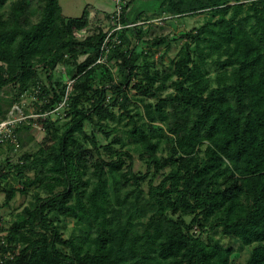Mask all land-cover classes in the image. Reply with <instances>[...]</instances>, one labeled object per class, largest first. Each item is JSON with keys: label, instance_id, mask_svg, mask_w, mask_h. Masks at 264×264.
Masks as SVG:
<instances>
[{"label": "trees", "instance_id": "obj_1", "mask_svg": "<svg viewBox=\"0 0 264 264\" xmlns=\"http://www.w3.org/2000/svg\"><path fill=\"white\" fill-rule=\"evenodd\" d=\"M8 1L0 0V92L12 84L43 101L39 112H49L66 91L56 69L76 72L64 124L58 129L50 117L41 123L45 139L52 130L56 140L0 165L6 170L0 180L14 172L22 194L39 190L0 237V264H230L232 249L209 235L216 230L253 246L242 264H264V0H160L161 13L211 11L217 18L189 32L169 73L155 69L152 54L126 46L128 32L139 34L136 26L123 30L108 57L122 84L110 64L96 63L103 30L76 36L88 33L85 11L67 18L58 0H35L33 22L34 0H17L4 13ZM130 5L122 21L138 23L141 14L128 18ZM137 38L140 48L149 44ZM213 55L218 71L211 79L206 65ZM130 86L140 96L135 103ZM119 93L111 105L123 110L118 121H127L121 136L100 145L85 124L108 136L100 121L115 119L105 103ZM130 151L146 173L134 172ZM68 220L73 226L64 237Z\"/></svg>", "mask_w": 264, "mask_h": 264}, {"label": "rangeland", "instance_id": "obj_2", "mask_svg": "<svg viewBox=\"0 0 264 264\" xmlns=\"http://www.w3.org/2000/svg\"><path fill=\"white\" fill-rule=\"evenodd\" d=\"M16 1L17 0H9L1 11L6 13L11 5ZM37 1L34 0L32 2L33 15L31 19L33 22H36L38 18L37 6L39 5V2ZM129 2H131V5L128 12V18L133 20L136 15L141 14V16L136 26V30L139 34H131L128 32L127 35L129 37V43L126 46L129 49L142 51L144 55L152 54L150 60L155 69L160 73L171 72L173 68V61L175 60L178 51L186 42H189V32L198 30L202 25H204L206 20H215L217 18L216 15L214 17L212 16L211 11H206L193 16H173L168 12L161 13L159 10L157 11L160 5V0H129ZM58 3L64 17L75 18L80 17L84 11L87 13L89 25L88 33H84L85 36H91L96 33L98 29L106 30L108 28V16L113 9V5L110 0H58ZM138 35L140 42H149V44L142 46V48H140L141 46H137L136 43L138 42ZM81 38H83V36ZM155 39L157 40V44L152 45L151 43ZM215 56L216 55L209 57L206 65L207 76L211 79L214 78L218 71V66L212 63V60L216 58ZM84 59L85 56H80L78 58V62H82ZM160 60H162L161 63ZM109 64L111 66V71H113L112 74L114 80L118 84H122L124 81L117 71L115 60H112ZM141 64L142 59H139L137 65L140 66ZM65 71L66 68L64 66H59L56 69L55 76L62 78L63 81H66L67 78L71 79V76H73L76 72L75 67L72 68L70 76L65 75ZM39 77L41 83L47 87L49 81L46 79V74L40 73ZM138 77H140V72L137 70L136 77L132 80L131 85L138 82ZM126 91L128 92V96L131 100H133V103L136 102V98L140 97L139 94L131 88V86ZM170 92H172L171 89L162 92V97ZM121 95L122 93L113 96L108 94L107 96L105 105H107L109 107V111L115 115V119H107L105 121H100V123L107 124L108 127L103 128V130L105 132H109L108 136H106L102 131H99L98 127L87 123L85 124V132L88 135L94 133L100 145H106L111 142L115 134L121 136V133L118 131L123 128V124L127 121V118H123L121 121H118V117H120L123 113V110L117 106V104L114 106L111 105L116 99V96L120 98ZM149 100L155 102L154 100ZM42 102V100L37 99L34 95L29 93H19L18 88L12 84L2 89L0 92V108L2 110L0 120L9 115L11 109L13 110V106H17L20 109L19 115L24 116L25 120L21 123L23 125L20 127V132L18 131L17 134L21 144L20 148L18 150H14L12 147L7 146V144L0 146V165L6 166L8 162L15 163L23 156L24 153L33 154L40 148L47 149L56 140L52 130L50 132L49 139H45V131L37 129V127L42 128L41 123L45 120L44 118L35 116L39 113V110L42 107ZM62 114L63 113H59L60 116H49L51 118L50 121L54 122L58 129H60L66 121V117ZM17 115L18 112L14 114V116ZM113 128L117 129V133L110 131ZM113 147L120 150L118 145H113ZM130 153L133 157L134 172L140 174L146 173V166L140 160L138 154L132 151H130ZM164 154L165 151H159L158 153L159 156H163ZM149 172V174H151V171ZM27 175L32 176V173H27ZM143 187L146 188V183ZM20 189L21 185L19 183V179L16 177L14 172L10 173L6 178L0 180V237L5 236L7 231L11 228L15 215L24 207H27L32 201L33 194L39 191L37 188H30L25 194H22L19 191ZM10 190H13L14 194L10 202L5 205L6 196ZM41 195L44 196V194ZM185 220L186 222H189L191 217H186ZM72 226L73 222L68 220L67 230L63 231L64 237L68 236V229ZM194 233L197 234L196 228H194ZM209 235L213 243L232 249L230 264H242L247 258L250 249L253 247H244L238 240L222 236L219 230H216ZM205 236L206 234L202 235V238H205Z\"/></svg>", "mask_w": 264, "mask_h": 264}, {"label": "built area", "instance_id": "obj_3", "mask_svg": "<svg viewBox=\"0 0 264 264\" xmlns=\"http://www.w3.org/2000/svg\"><path fill=\"white\" fill-rule=\"evenodd\" d=\"M113 5L112 12H110L108 16V28L103 30L105 33V37L100 47V56L96 63L109 65L108 57L110 55L111 50L115 47L121 45V38L119 37L120 33L125 29H130L137 26V23H124L122 21L123 16L126 14L128 9L127 5L129 0H110ZM86 31L84 29L78 30L75 32L78 38H81ZM110 66V65H109ZM66 75V72H65ZM73 80L67 78L66 83V91L62 100L57 104V106L49 112H39L36 117L39 118H48L49 116H60L59 113H62L66 108L68 101V94L71 90V86L73 84ZM37 91H35V94ZM36 97V95H34ZM37 98V97H36ZM19 108L17 106H13V110L9 112V115L0 120V146L9 145L14 150H18L20 148V143L17 136V127L24 122L25 117L19 115ZM18 112L17 116H14ZM64 115V114H62ZM14 116V117H13ZM38 130L42 128L37 127ZM6 170H0V177L5 173Z\"/></svg>", "mask_w": 264, "mask_h": 264}]
</instances>
